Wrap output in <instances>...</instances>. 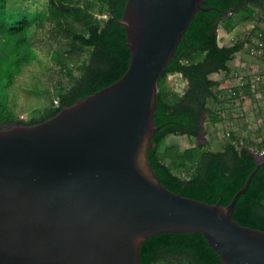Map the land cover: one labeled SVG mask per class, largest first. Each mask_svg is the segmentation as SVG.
Segmentation results:
<instances>
[{
  "label": "water",
  "instance_id": "95a60500",
  "mask_svg": "<svg viewBox=\"0 0 264 264\" xmlns=\"http://www.w3.org/2000/svg\"><path fill=\"white\" fill-rule=\"evenodd\" d=\"M203 2L126 0L125 73L43 121L0 127V264H141L142 241L162 232L202 233L222 264H264V232L232 217L264 150L249 148L256 165L227 205L165 188L147 158L158 80Z\"/></svg>",
  "mask_w": 264,
  "mask_h": 264
},
{
  "label": "trees",
  "instance_id": "16d2710c",
  "mask_svg": "<svg viewBox=\"0 0 264 264\" xmlns=\"http://www.w3.org/2000/svg\"><path fill=\"white\" fill-rule=\"evenodd\" d=\"M8 2L20 7L6 20L3 4ZM125 2L0 0V127L15 122L29 125L43 121L61 107L118 80L127 70L130 59L125 28L117 22L122 17ZM202 5L210 9L196 12L158 80L154 124L160 128L152 138L155 146L148 150L147 158L165 188L209 204L227 205L256 165L249 148L253 151L264 148V138L256 141L231 132L218 149L206 145L208 132L204 119L214 124L229 123L231 115H221V110H227L223 103L229 99L243 101L244 96L252 95L250 80L245 77V82L229 90V99L219 97L224 90L218 88L220 82L210 78V74L229 73V62L249 44V38L221 45L217 31L222 25L230 32L239 24L238 20L234 24L233 17L244 12L243 21L257 16L250 33L253 36L261 33L264 43V26L258 24L264 21V0H204ZM35 26L41 29L47 26L49 36L56 40V48L48 54L60 71L66 73L70 84L54 86V90L49 91L51 100L42 110L22 119L9 109L5 89L14 83L15 72L38 58L33 42ZM74 68L79 74L73 73ZM173 73L187 81L182 93L167 82ZM211 103L221 106L214 109ZM170 134L193 137L196 142L182 150L161 148ZM232 217L242 226L264 232V162L246 192L238 198ZM140 260L141 264H222L200 232H162L148 236L140 245Z\"/></svg>",
  "mask_w": 264,
  "mask_h": 264
},
{
  "label": "rangeland",
  "instance_id": "374dc122",
  "mask_svg": "<svg viewBox=\"0 0 264 264\" xmlns=\"http://www.w3.org/2000/svg\"><path fill=\"white\" fill-rule=\"evenodd\" d=\"M242 14L244 15V12ZM242 14L233 17L234 24L237 20L239 21L236 30L231 29V32L227 33L220 25V44L233 43L247 38H249V42L248 40L247 42L251 43L254 36L250 32L257 16L252 20L243 21ZM258 24L263 28L264 21H260ZM47 28V26L44 29L34 27L33 32H36L33 34V42L38 58L24 65L17 71L18 73L15 72L14 83L11 87L5 89L8 94L7 104L10 107L9 109L17 118L28 119L32 113L34 115L39 113L43 105L51 100L52 94L49 91L54 90V86L62 85L66 87L70 84L66 73L60 71L59 66L50 59L48 52L56 48V40L49 36ZM249 44L244 46L240 52H237L229 62V73L221 71L210 74V78L220 82L218 88L224 90L219 94L222 99L225 96L226 99L228 98V92L234 85L245 82V77L250 80L252 92V95L244 96L243 101L239 99L231 101L228 98L229 100L223 103V107H226L227 110H221V115L227 116L230 114L229 123L217 122L214 124L210 120L204 119V126L207 127L208 132L205 135L206 145L210 149H218L223 141L229 138L231 132H235L242 137H251L256 141L264 138V58L252 56L248 51ZM73 73L77 75L79 70L74 68ZM167 82L171 88L179 93H182L187 85L186 79L178 73L169 75ZM54 98L56 100V97ZM54 102L56 104V101ZM220 106L221 104H210V107L214 109L220 108ZM194 140L195 138L186 135L170 134L162 142L161 148L169 146L182 150L194 145L196 142Z\"/></svg>",
  "mask_w": 264,
  "mask_h": 264
},
{
  "label": "built area",
  "instance_id": "2783aa9c",
  "mask_svg": "<svg viewBox=\"0 0 264 264\" xmlns=\"http://www.w3.org/2000/svg\"><path fill=\"white\" fill-rule=\"evenodd\" d=\"M260 37H261V33H259L257 36L252 37L249 53L257 57H264V43L260 39ZM261 150H264V148L256 152L260 153Z\"/></svg>",
  "mask_w": 264,
  "mask_h": 264
},
{
  "label": "clouds",
  "instance_id": "9594fccd",
  "mask_svg": "<svg viewBox=\"0 0 264 264\" xmlns=\"http://www.w3.org/2000/svg\"><path fill=\"white\" fill-rule=\"evenodd\" d=\"M19 7L20 5L14 2L4 3L3 4L4 18L7 20L9 16H14Z\"/></svg>",
  "mask_w": 264,
  "mask_h": 264
},
{
  "label": "crops",
  "instance_id": "0c3cea01",
  "mask_svg": "<svg viewBox=\"0 0 264 264\" xmlns=\"http://www.w3.org/2000/svg\"><path fill=\"white\" fill-rule=\"evenodd\" d=\"M239 26V24L238 25H236L234 28H233V30H236V28ZM219 28H220V26H219ZM219 28H218V37H219V43H220V33H219ZM224 29V28H223ZM225 30V29H224ZM225 32H227V33H230V32H228V31H225ZM222 37V36H221ZM235 42V41H234ZM232 43H229V42H225V43H223V44H221V45H231ZM240 52V51H239ZM236 55V54H235Z\"/></svg>",
  "mask_w": 264,
  "mask_h": 264
},
{
  "label": "flooded vegetation",
  "instance_id": "af4514ba",
  "mask_svg": "<svg viewBox=\"0 0 264 264\" xmlns=\"http://www.w3.org/2000/svg\"><path fill=\"white\" fill-rule=\"evenodd\" d=\"M4 126H8V124H5Z\"/></svg>",
  "mask_w": 264,
  "mask_h": 264
}]
</instances>
